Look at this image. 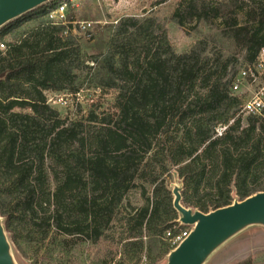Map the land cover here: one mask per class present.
I'll use <instances>...</instances> for the list:
<instances>
[{"label": "trees", "instance_id": "1", "mask_svg": "<svg viewBox=\"0 0 264 264\" xmlns=\"http://www.w3.org/2000/svg\"><path fill=\"white\" fill-rule=\"evenodd\" d=\"M46 7L0 28V215L15 249L40 264L47 243L67 255L106 241L116 251L101 264H157L175 248L166 233L188 228L174 175L181 204L203 213L264 191V119L239 112L236 55L208 35L177 53L157 18L123 16L88 56ZM171 19L219 20L247 67L264 48V0H179ZM86 83L112 92L114 112L61 117L49 94Z\"/></svg>", "mask_w": 264, "mask_h": 264}, {"label": "rangeland", "instance_id": "2", "mask_svg": "<svg viewBox=\"0 0 264 264\" xmlns=\"http://www.w3.org/2000/svg\"><path fill=\"white\" fill-rule=\"evenodd\" d=\"M56 1V0H55ZM179 0H81L77 6H69L67 19L69 21H88L91 23L90 38H85L82 33L76 37L82 50L88 56H96L104 51L110 27L123 16L144 17L152 16L163 23L167 29L168 38L177 53H183L190 43L204 35L210 36L215 45L224 53H232L238 57V70L247 68L243 63V54L238 51L231 39L222 32L219 20L211 23L197 21L188 26L181 27L171 19V13ZM222 1V0H221ZM242 1V0H239ZM72 27V26H71ZM26 43L19 42L9 53L18 54L24 51ZM90 63V62H87ZM89 83L75 96L62 94H49L48 101L56 107L61 117L84 116L88 110L96 114H111L114 112L111 93H101L89 88ZM241 91L249 97L259 89H264V73L257 78L241 81ZM176 175L170 184H179ZM44 247L51 253V258H40V264H101L105 256H113L115 246L100 241L96 244L78 242L74 249L67 255L61 253L58 246L47 243ZM12 244L13 255L17 264H33L28 259L29 248L22 245L20 252ZM166 257L157 264H165ZM204 264H264V228L262 226L249 227L219 247Z\"/></svg>", "mask_w": 264, "mask_h": 264}, {"label": "water", "instance_id": "3", "mask_svg": "<svg viewBox=\"0 0 264 264\" xmlns=\"http://www.w3.org/2000/svg\"><path fill=\"white\" fill-rule=\"evenodd\" d=\"M52 0H0V28ZM182 184H174L173 208L178 222L191 227L188 235L166 256L165 264H204L225 242L252 226L264 228V191L207 213L181 204ZM0 264H17L0 215Z\"/></svg>", "mask_w": 264, "mask_h": 264}, {"label": "built area", "instance_id": "4", "mask_svg": "<svg viewBox=\"0 0 264 264\" xmlns=\"http://www.w3.org/2000/svg\"><path fill=\"white\" fill-rule=\"evenodd\" d=\"M81 0H52L46 4L47 16L54 25L62 28L61 35L66 36L71 33L73 36H77L82 33L85 38H90L91 23L88 21H69L67 19V10L69 6H77ZM72 26V27H71ZM264 73V48H262L258 54L257 61L252 67H247L238 70L233 78L230 91L233 94L243 93L241 91V81L244 79L257 78L258 75ZM240 113L243 115H256L264 119V89L261 88L257 92L252 93L249 97H246L243 105L241 106ZM180 224V223H179ZM191 227H188L175 235H170V232L166 233V237H170L171 244L176 247L189 233Z\"/></svg>", "mask_w": 264, "mask_h": 264}]
</instances>
